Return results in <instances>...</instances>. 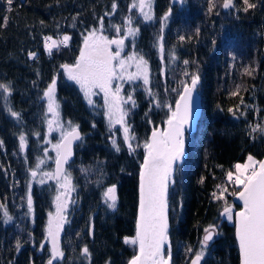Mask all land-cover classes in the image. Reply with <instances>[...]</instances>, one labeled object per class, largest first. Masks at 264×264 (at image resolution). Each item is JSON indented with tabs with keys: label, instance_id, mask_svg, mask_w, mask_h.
Returning a JSON list of instances; mask_svg holds the SVG:
<instances>
[{
	"label": "trees",
	"instance_id": "1",
	"mask_svg": "<svg viewBox=\"0 0 264 264\" xmlns=\"http://www.w3.org/2000/svg\"><path fill=\"white\" fill-rule=\"evenodd\" d=\"M132 2L13 0L11 12L0 2V83L10 85L6 99L0 92V204L12 218L5 223L4 210L0 209V264H47L50 258L46 228L62 179L37 185L31 170L44 153L50 118L44 92L53 79L62 124L68 130L69 122L78 125L81 134L75 159L66 171L75 193L61 231L64 257L53 264H89L82 255L85 246L90 264H128L137 251L125 244L124 238L135 236L143 145L153 129L165 124L169 110L164 105L174 109L183 89L181 81L190 83L191 74L200 77L202 113L196 130L187 135L188 157L177 168L169 194L172 264H191L209 225L215 226L216 236L208 243L201 264H240L234 222L223 218L225 202L212 193L219 194L218 185L226 188L227 204L239 208L232 193L240 189L228 180L227 172L249 155L257 161L264 157V133L252 131L256 126L264 127V0H250L257 6L247 12L243 11V0H234L236 8L228 11L223 10L222 0H216L211 13L209 0H153L149 21L137 9L129 11ZM165 14L168 19L162 24ZM129 16L139 32L135 39H125L124 55H142L150 69L148 85L136 80L123 87L128 135L135 137L129 141L134 149L131 153L125 132L109 123L105 100L99 96L89 104V98L62 67L75 64L84 37L101 27V19L103 35L118 39L125 35V18ZM115 25L122 28L119 34ZM63 34L70 37L67 46L49 54L44 38ZM245 69L254 71L249 75ZM237 86L239 93L233 96ZM129 95L134 105L128 101ZM9 109L18 113L19 119ZM21 134L26 139L23 151ZM55 140L60 143L62 136ZM113 141L120 151L113 147ZM55 160L52 155L50 170L54 171ZM112 185L117 195L114 210L103 196Z\"/></svg>",
	"mask_w": 264,
	"mask_h": 264
},
{
	"label": "snow or ice",
	"instance_id": "2",
	"mask_svg": "<svg viewBox=\"0 0 264 264\" xmlns=\"http://www.w3.org/2000/svg\"><path fill=\"white\" fill-rule=\"evenodd\" d=\"M7 5V11L11 12V5L13 0H0ZM152 3L153 0H133L129 11L137 9L140 16L145 21L152 20ZM245 7L243 11L247 12L249 9H254L257 5L251 3L250 0H243ZM224 9L236 8L234 0H222ZM113 10L116 9V4L112 5ZM216 7V0H209L208 11L211 13ZM239 10V9H237ZM170 11V10H169ZM8 17H4L5 23ZM168 19V14L162 18L163 22ZM101 27L93 29L87 36L84 37V46L80 50V55L75 64H64L62 67L69 80L74 81L79 85L81 91L87 99L93 94L94 89H99L104 93L105 104L108 107L109 123L124 124V117L126 113L121 108L123 100L120 96V87L113 88V82L116 79L133 80L142 78L143 83L148 85L149 81V67L148 61L139 54L133 53L127 58H121V52L125 46V39L132 37L135 39L139 29L133 27V19L131 16L125 18L124 32L125 35L118 39H109L103 35V20L100 21ZM115 31L119 34L122 31L121 26L115 25ZM163 31V28L161 29ZM45 39V50L51 54L53 48H58L60 45L67 46L70 37L65 35L62 40H53L52 37L47 36ZM163 37H159L162 41ZM181 40L185 39L183 36ZM51 41V43H48ZM115 45V50L112 46ZM160 52L163 53V44L159 43ZM30 57H35L34 53H29ZM175 59V54L170 53ZM132 62L135 63L136 71L129 72L128 69L132 67ZM189 61L185 60L187 65ZM254 71V70H251ZM249 69H245V73L251 74ZM185 76L189 73L185 71ZM200 77L198 74H191L190 83L181 81L183 90L179 94V98L175 101V108L170 104L164 106L168 108L169 114L164 121L166 128L153 129L150 139L146 140L144 147L143 162L140 164L139 172V207L138 215L135 222V236L125 237L124 243L131 245L137 249L136 253L128 261V264H171L172 254L169 244V224H168V186L174 170V165L184 155V130L190 125L193 118L192 99L193 93L196 90ZM239 87L232 95H238ZM56 80L53 79L44 92V97L47 99V112L51 113L53 119L47 120L49 130H52V125L55 123L57 127H62L59 123V104L55 96ZM0 92L5 94L10 93V85L0 83ZM152 95L151 92H149ZM155 98V97H154ZM128 101H135L132 96H128ZM89 104L92 103L88 99ZM160 106L157 101V107ZM14 118L19 119V114L11 111ZM231 112L232 109H229ZM125 143L128 144L130 153L134 151L128 135L129 129L124 128ZM253 132L260 131L264 133V127L256 126L252 128ZM81 139L78 131V125L73 126L69 122V130L62 132V140L60 143L54 145L56 150V172L55 177L59 183L63 179V184L60 185L64 189L63 193H58L55 197V215L49 213L48 225L46 228V240L50 243V258L47 264H53L54 261L63 259L64 252L60 245V233L63 230V225L66 223L64 215L67 207L68 194L74 191V186L71 183L70 174L64 171L63 165L67 164L72 152L71 145L74 140ZM20 149L23 151L26 147V139L23 134L19 137ZM3 142L0 141V146ZM113 147L116 151H120L119 146L113 141ZM42 163V161H41ZM39 167V163L37 168ZM235 173L227 172V177L235 187L239 188L238 192L232 193L236 199L242 201L243 207L238 212H233V207L227 204L224 193L227 191L222 186L219 188V194L213 192L212 195L217 200H224L225 206L221 215L225 216L229 221L235 223V236L238 242L240 264H264V160L257 161L251 155L248 156L246 163H237L234 165ZM87 172L86 169H82ZM33 178L37 176V171L31 172ZM45 176H50L44 173ZM51 178V177H50ZM43 183V180L40 181ZM63 196V199H62ZM105 203L113 210L116 207L117 195L116 186L108 187L103 193ZM27 207L29 213L32 212L33 202L29 194L27 198ZM0 209H3L5 223L12 218L9 216L6 206L0 204ZM203 240L201 241V249L197 251L191 259V264H200L204 256V250L207 248L208 242L213 239L215 234V226L209 225L204 229ZM165 245H169L167 251ZM20 242L17 241V249L20 248ZM41 249L44 245H40ZM189 253L193 250L191 247L187 249ZM82 255L89 259L90 253L85 246L82 249Z\"/></svg>",
	"mask_w": 264,
	"mask_h": 264
},
{
	"label": "rangeland",
	"instance_id": "3",
	"mask_svg": "<svg viewBox=\"0 0 264 264\" xmlns=\"http://www.w3.org/2000/svg\"><path fill=\"white\" fill-rule=\"evenodd\" d=\"M152 12H153V3H152ZM67 34H63L62 36L60 37H52L53 40H62L63 36H65ZM68 36V35H67ZM69 42V41H68ZM67 42V43H68ZM48 43H51V41H49ZM62 45H60L59 47H61ZM58 47V48H59ZM45 48V47H44ZM113 50H115V45L112 46ZM55 49V48H53ZM124 49V48H123ZM35 54V53H34ZM128 56L124 55V51L121 52V58H127ZM149 67V66H148ZM129 72H132L134 73L136 71V68H135V63L132 62V67H130L128 69ZM149 76H150V69H149ZM138 81V80H143L142 78H136V79H133V80H128L126 77L124 79H116L114 80L113 82V88L115 89V87L119 86L120 87V96L123 97L124 95L122 94L123 92V87H124V84L127 83V82H134V81ZM55 96H56V92H55ZM99 96H101V98L104 99V93L103 92H100L99 89H94L93 90V94L90 95V97H88L89 99L91 100H96ZM125 98L123 97V100ZM56 100H57V97H56ZM105 100V99H104ZM125 101V100H124ZM46 102H47V99H46ZM58 102V100H57ZM123 103H121V108L123 109ZM59 104V102H58ZM107 108V111H108V107ZM124 111V110H123ZM58 112H59V123L60 125H62V127H57V125L54 123L52 125V130L50 131L49 128L46 132V136H45V139H44V145H45V148H44V153H43V156L41 158L38 159L37 161V164L35 165V167L31 170H36L37 171V176L35 178H33L34 182L37 184V185H43V184H47V183H50L51 181H54V174H53V170H50V166H49V161L51 160V157L52 155H55L56 156V150L54 148V145L58 144L59 143V140H55L57 137H61L62 136V132H67L68 129H66V127L62 124V120H61V113H60V107L58 109ZM50 114V119H53V116L51 113ZM116 125L119 126V128L122 129L123 132L124 131V128L127 127V122H126V119L124 117V124L121 125L120 123H114ZM49 127V126H48ZM248 158V157H247ZM247 158L245 161H240V162H237V163H246L247 162ZM254 158V157H253ZM255 159V158H254ZM256 160V159H255ZM42 161V163H41ZM39 163V167L37 168V165ZM236 163V164H237ZM235 173V169L232 171ZM44 173H48L50 174V176H45ZM67 173V172H66ZM51 177V178H50ZM43 180V183H40V181ZM63 184V179L61 180L60 184L61 185ZM60 187V186H59ZM75 191V189H74ZM74 191H72V193H69L68 194V201H67V207L65 209V212L64 214L66 213V211L69 209L70 207V204L73 203L74 201ZM64 192V189L62 187H60V191L59 193H63ZM57 196V195H56ZM62 199H63V196H62ZM233 207V206H232ZM235 209L233 207V212L235 213ZM55 212H56V207L54 206V214L55 215ZM223 216V215H222ZM224 219H226L228 222L230 223H233L234 222V219L233 221H229L225 216H223ZM208 227V226H207ZM206 228V227H205ZM204 228V229H205ZM205 234V233H204ZM216 234V233H215ZM60 237H61V233H60ZM46 243L47 245L49 246V248H51V245L50 243L46 240ZM60 244H61V241H60ZM201 249V244L198 248L197 251H199ZM196 251V252H197ZM206 254V249L204 250V256Z\"/></svg>",
	"mask_w": 264,
	"mask_h": 264
},
{
	"label": "water",
	"instance_id": "4",
	"mask_svg": "<svg viewBox=\"0 0 264 264\" xmlns=\"http://www.w3.org/2000/svg\"><path fill=\"white\" fill-rule=\"evenodd\" d=\"M231 9H232V8H231ZM223 10H224V11H228V10H230V9H224V8H223ZM198 85H199V83L197 84L196 90H195V92L193 93V99H192L193 118H192V121H191L190 125L186 126V127H185V130H184V155H183V157H182L179 161H177V162L175 163V165H174V170H173V173H172V177H171V180H170V182H169V186H168V212H167V215H168V224H169V229H168V231H169V233H170V229H171V225H170V205H169V197H170L169 194H170V189H171L172 187H174V185H175V176H176L177 168H178L179 166L183 165V163L186 161V159H187V157H188V150H187V135H188V133H191V132H193V131L196 130L197 125H198V122H199V119H200V117H201V113H202V101H201V96H200L199 91H198ZM182 90H183V89H182ZM178 98H179V97H178ZM174 108H175V106H174ZM166 127H167V126L164 124L163 126L159 125V126H158L157 128H155V129H163V128H166ZM152 131H153V130H152ZM152 131H151V133H150V135H149V139H150V137H151ZM80 137H81V134H80ZM79 141H80V139H78V140H74V141L72 142V145H71V152H72V155H71V157H70L68 163L65 164V165H63V168H64V171H65V172L67 171L68 166H69V165L74 161V159H75V156H76V150H75V148H76V145L79 143ZM60 142H61V141H60ZM262 160H264V157H263L260 161H262ZM142 162H143V161H142ZM53 172H54V174H55V172H56V160H55V162H54V171H53ZM139 172H140V170H139ZM54 179L57 181L55 175H54ZM138 194H139V177H138ZM233 203H234L236 206L239 207V208L236 209L235 212H238V211H240V210L242 209V207H243V203H242V201L236 199L235 196L233 197ZM138 207H139V197H138ZM137 215H138V209H137ZM136 219H137V217H136ZM234 219H235V218H234ZM234 225H235V223H234ZM215 236H216V234L213 235V239H212L211 241H209L208 243H213L214 240H215ZM235 239H236V236H235ZM236 242H237V240H236ZM169 244H170V247H171V250H172V245H171L170 235H169ZM168 246H169V245H165V250H166V251H167V249H168ZM237 246H238V242H237ZM238 249H239V248H238ZM239 256H240V255H239ZM201 262H202V260L200 261V264H201ZM172 263H173V260L171 259V264H172Z\"/></svg>",
	"mask_w": 264,
	"mask_h": 264
}]
</instances>
